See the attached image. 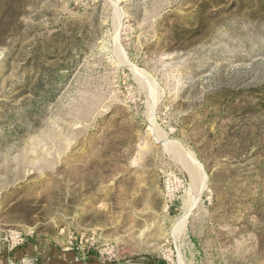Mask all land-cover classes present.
Segmentation results:
<instances>
[{
  "label": "rangeland",
  "instance_id": "obj_1",
  "mask_svg": "<svg viewBox=\"0 0 264 264\" xmlns=\"http://www.w3.org/2000/svg\"><path fill=\"white\" fill-rule=\"evenodd\" d=\"M0 264H264V0H0Z\"/></svg>",
  "mask_w": 264,
  "mask_h": 264
}]
</instances>
